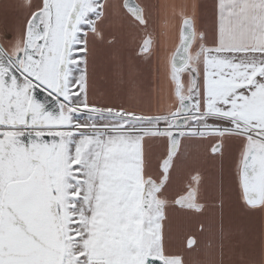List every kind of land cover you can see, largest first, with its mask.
I'll return each mask as SVG.
<instances>
[{"label":"snow or ice","instance_id":"obj_1","mask_svg":"<svg viewBox=\"0 0 264 264\" xmlns=\"http://www.w3.org/2000/svg\"><path fill=\"white\" fill-rule=\"evenodd\" d=\"M162 7L178 42L153 85ZM0 9V264H222L249 234L264 252L232 226L236 205L264 221V0Z\"/></svg>","mask_w":264,"mask_h":264},{"label":"crops","instance_id":"obj_2","mask_svg":"<svg viewBox=\"0 0 264 264\" xmlns=\"http://www.w3.org/2000/svg\"><path fill=\"white\" fill-rule=\"evenodd\" d=\"M1 4L4 0H0ZM153 3H158L160 5H180V4H199L201 2H209V0H152ZM15 13L9 11V35L11 34L10 30L15 22ZM157 35L159 38V51L156 54L157 59H154L153 64L151 66V71H149V67L144 64L141 65V69L143 72V76L145 81L149 79L155 85L157 81V68H162L163 62L167 61L168 57H170L171 53L174 51L176 44L178 42V29L180 20L179 18L172 13V9H164L163 7L156 14L154 21ZM113 30L119 32L120 31V22L119 18H117V22L112 26ZM5 27H2L0 30V36L4 35ZM99 66L102 71L108 63V54L101 52L99 54ZM160 79H163L162 71L160 74ZM111 83L107 79H102L100 81L101 88H109ZM155 91V87L153 89ZM160 110L167 111L169 110L171 104L170 96H167L166 93L162 94L160 100ZM232 226L235 228H246L251 233H259L260 231H264V221H261L259 217H249L243 214L238 205L234 206L233 210V221ZM192 232L196 235L201 241H203L206 237L197 233L195 230V226L193 224ZM180 250V249H176ZM241 253L243 254V260H241ZM264 256V252L261 251L259 242L253 238L251 234H249L248 239L241 243L238 247L233 251L230 245H226L224 249L223 261L222 264H247L249 260H254L259 264L261 257ZM196 254L193 253L189 255L185 253V259H195ZM201 258L202 254H201ZM213 260L219 261L220 257L215 253L212 256Z\"/></svg>","mask_w":264,"mask_h":264},{"label":"rangeland","instance_id":"obj_3","mask_svg":"<svg viewBox=\"0 0 264 264\" xmlns=\"http://www.w3.org/2000/svg\"><path fill=\"white\" fill-rule=\"evenodd\" d=\"M9 20V13L7 14V17H5V13L2 9H0V30L2 29V27H8Z\"/></svg>","mask_w":264,"mask_h":264}]
</instances>
